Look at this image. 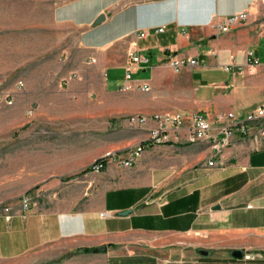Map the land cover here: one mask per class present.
I'll return each instance as SVG.
<instances>
[{
    "label": "crops",
    "instance_id": "1",
    "mask_svg": "<svg viewBox=\"0 0 264 264\" xmlns=\"http://www.w3.org/2000/svg\"><path fill=\"white\" fill-rule=\"evenodd\" d=\"M241 12L244 20L218 29L222 19ZM99 13L104 20L91 27ZM53 16L75 31L79 58L86 61L79 66L87 69L80 75L83 84L99 77L89 89L94 99L85 104L94 108L95 120L114 126L99 131L104 144L89 163L147 137L151 122L119 126L113 118L122 114L178 113L185 127L198 113L210 125L208 138L183 141L182 127L181 141L146 146L129 167L108 162L96 173L64 181L49 177L42 186L50 191L44 202L27 210L13 203L9 219L0 212V260L264 264V137L253 138L250 129L248 137H233L219 151L210 145L221 137V126L243 120L264 103V0H71L56 6ZM248 50L258 59L252 67L245 64ZM133 54L143 60L132 63L130 87L121 90ZM170 56L182 60L178 71L167 65ZM226 113L233 119H217ZM133 232L155 236L137 245L122 243ZM102 245L103 251L65 257Z\"/></svg>",
    "mask_w": 264,
    "mask_h": 264
},
{
    "label": "rangeland",
    "instance_id": "2",
    "mask_svg": "<svg viewBox=\"0 0 264 264\" xmlns=\"http://www.w3.org/2000/svg\"><path fill=\"white\" fill-rule=\"evenodd\" d=\"M68 1L0 0V94L11 99L0 100V208L26 194L32 206L44 202L50 191L42 186L49 177L67 180L88 172L106 152L126 149L105 151L89 163L104 144L99 131L114 126L95 120L94 108L85 104L94 99L89 89L99 77L83 84L80 75L87 69L79 66L86 61L79 58L75 31L54 20V8ZM125 115L113 120L120 126ZM154 236L128 233L122 243L137 245Z\"/></svg>",
    "mask_w": 264,
    "mask_h": 264
},
{
    "label": "built area",
    "instance_id": "3",
    "mask_svg": "<svg viewBox=\"0 0 264 264\" xmlns=\"http://www.w3.org/2000/svg\"><path fill=\"white\" fill-rule=\"evenodd\" d=\"M246 17L245 12H241L225 19H222V22L217 23L218 29L220 31H225V26L236 22L244 20ZM157 31H162V28L159 27ZM140 36L143 35V32L139 33ZM143 59L138 54H133L130 56V64L124 67V84L121 87V90H125L130 87L128 84L129 74L131 71L132 63L136 64ZM93 62V59L89 60ZM195 63L194 59H187L188 65H193ZM258 63V59L252 50H248L245 53V64L249 67H252ZM167 65L173 70L178 71L182 66L183 62L180 59H177L174 56H170L167 59ZM225 70L230 69L229 66L224 67ZM21 86V83L17 81L16 87ZM145 90V87H142ZM6 104L11 103V99L7 98L6 94H0V100ZM218 120L233 119L232 113L220 114L217 116ZM184 117L178 113H162L147 116H138V113L127 114L123 117V124L125 127L133 128L140 127L147 122H151L152 126L148 129L147 137L144 140L137 142L136 144L127 147L124 151L120 153L110 152L102 155L101 157L94 159L87 170L89 172H99L101 171L108 162H115L116 164L129 167L132 165L135 159H137L142 150L146 146L152 145H162L166 143H177L181 141L178 131L183 127ZM184 128L185 137L183 141L197 142L203 141L208 138V132L210 125L207 121V118L201 114L194 113L187 119V125ZM250 129H254V133H250ZM221 137L211 139V147L219 151L223 146L228 145L231 142L233 136H242L248 137L250 134L253 138H263L264 137V103L255 106L251 109L245 116L243 120L237 122H231L220 127ZM213 161H207L206 165H213ZM33 200L30 196L22 195L17 203V205L22 210H27L32 206ZM1 213L5 219H9L10 205H3L0 208Z\"/></svg>",
    "mask_w": 264,
    "mask_h": 264
},
{
    "label": "water",
    "instance_id": "4",
    "mask_svg": "<svg viewBox=\"0 0 264 264\" xmlns=\"http://www.w3.org/2000/svg\"><path fill=\"white\" fill-rule=\"evenodd\" d=\"M105 18L104 13H99L98 15H96V17L91 21L90 26L91 27H95L97 25H99ZM127 213H129V210H125L120 212V215H126ZM95 251H103L104 250V246H99L94 248ZM204 253V252H203ZM233 256L237 257L240 255V252L238 251H232L231 253Z\"/></svg>",
    "mask_w": 264,
    "mask_h": 264
},
{
    "label": "trees",
    "instance_id": "5",
    "mask_svg": "<svg viewBox=\"0 0 264 264\" xmlns=\"http://www.w3.org/2000/svg\"><path fill=\"white\" fill-rule=\"evenodd\" d=\"M86 169H83L82 171H84ZM92 251H95L93 247H83V248H80V249H75V250H72L71 252L67 253L65 255V257L67 256H70V255H73V254H76V253H85V252H92Z\"/></svg>",
    "mask_w": 264,
    "mask_h": 264
},
{
    "label": "bare ground",
    "instance_id": "6",
    "mask_svg": "<svg viewBox=\"0 0 264 264\" xmlns=\"http://www.w3.org/2000/svg\"><path fill=\"white\" fill-rule=\"evenodd\" d=\"M233 137H236V136H233ZM233 137L231 138V140H233Z\"/></svg>",
    "mask_w": 264,
    "mask_h": 264
}]
</instances>
